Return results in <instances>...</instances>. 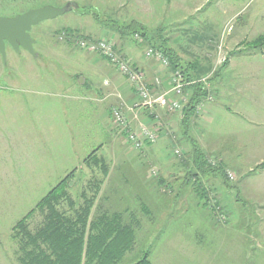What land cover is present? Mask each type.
Listing matches in <instances>:
<instances>
[{
    "label": "rangeland",
    "instance_id": "374dc122",
    "mask_svg": "<svg viewBox=\"0 0 264 264\" xmlns=\"http://www.w3.org/2000/svg\"><path fill=\"white\" fill-rule=\"evenodd\" d=\"M67 6L64 15L32 28L35 55L11 47L6 63L0 55V264H24L19 224L29 216L27 231L36 234L48 214L40 204L73 172L56 209L75 221L92 199L89 224L120 214L136 233L122 264L146 252L151 264H264V0H0V18ZM133 24L144 27L150 42L141 46L140 34L121 33ZM65 29L94 42L113 40L119 54L144 65L152 42L210 63L216 73L200 76L209 78L204 90L215 101L198 107L195 134L204 136L209 164L222 166L228 179L200 175L210 202L197 185H183L195 158L180 132L173 139L182 155L168 138L142 152L126 143L112 111L120 108L114 94L136 102L132 85L99 54L59 35ZM230 63L235 68L226 70ZM182 110L157 109L167 119H179ZM144 115L139 120L147 123ZM160 174L170 189L155 187Z\"/></svg>",
    "mask_w": 264,
    "mask_h": 264
},
{
    "label": "trees",
    "instance_id": "16d2710c",
    "mask_svg": "<svg viewBox=\"0 0 264 264\" xmlns=\"http://www.w3.org/2000/svg\"><path fill=\"white\" fill-rule=\"evenodd\" d=\"M130 27H125L126 30L128 29L127 32L121 30V33L140 34L144 40L143 45L151 39L148 38L144 27L136 24ZM62 33L66 35L69 42L73 43L75 41L71 37L72 35L76 37V34H72L71 30L65 29L59 32V35ZM80 37L84 40L91 39L90 37ZM157 45L158 43L152 42V48L161 51L170 60L173 70H180L184 75L185 81L196 82V84L186 88V91L190 92V98L182 110L184 114L182 126L187 135L191 121L198 113V107L208 98V92L204 90V84L198 82L202 79L201 74L189 72L188 69L181 65V61L174 51L167 49L166 46L160 47V45ZM218 77L219 74L214 76V78ZM189 140L193 148L191 155L195 158L193 168L197 171L200 170V174L194 173L193 170V173L188 176L189 178H185L183 185H197L200 191L199 194L205 196L210 202L211 196H209L208 190L201 185L200 175L213 173L222 177L225 182L228 181L227 176L224 174L222 166L213 167L209 164V157L201 150L195 140L190 137ZM96 153L97 151L93 155H96ZM185 158L186 160L189 159V157ZM100 163H102L100 165L101 168L106 170L103 162L95 161L96 165ZM261 168L264 169V163ZM74 175L75 172L66 177L40 204L39 207L46 209L48 214L46 224L36 234L33 235L27 231L26 222L29 216L19 224V234L22 233L26 240L25 246L22 248L25 254L24 264H122L126 255L133 250L136 244V233L131 227L124 225L120 214L101 216L95 222L89 224L93 207L92 199L87 201V205L75 221L58 212L56 206L63 198H67L66 188ZM155 181V187L157 188H171L165 181L161 180V177L155 179ZM180 192L178 191V194L182 197ZM19 234L16 235L17 238ZM30 246L34 249L29 250ZM149 258L150 252H146L135 264H151Z\"/></svg>",
    "mask_w": 264,
    "mask_h": 264
},
{
    "label": "built area",
    "instance_id": "2783aa9c",
    "mask_svg": "<svg viewBox=\"0 0 264 264\" xmlns=\"http://www.w3.org/2000/svg\"><path fill=\"white\" fill-rule=\"evenodd\" d=\"M78 45L85 51L92 54H99L107 63L113 67L118 73L123 75L129 83L137 97L136 102L132 107L126 108L134 113L149 111L154 113L157 109L166 110V112L174 113L181 110L190 98V92L186 88L196 84V82L185 81L184 75L180 70H173L170 60L159 50L148 48L145 51V58L153 60L160 64L165 70L169 72V89L167 91H154L151 89L146 74L134 67L133 62L126 59L119 54L116 43L113 40L102 39L94 42L92 39L84 40L81 38H74ZM136 41L143 45L144 40L141 36H135ZM209 78H202L199 83L207 85ZM107 84V83H106ZM155 85L160 88L162 82L160 79L155 80ZM215 98L209 97V101ZM115 128L125 136L126 143L134 150L142 152L146 146L157 143L160 135L159 130L152 129L149 124H140L137 131L131 129L130 123L127 120L125 113L121 108L112 111ZM175 155H180L178 150L174 151ZM156 175V174H155ZM231 180L234 179L232 173L228 174Z\"/></svg>",
    "mask_w": 264,
    "mask_h": 264
},
{
    "label": "crops",
    "instance_id": "0c3cea01",
    "mask_svg": "<svg viewBox=\"0 0 264 264\" xmlns=\"http://www.w3.org/2000/svg\"><path fill=\"white\" fill-rule=\"evenodd\" d=\"M227 42V41H226ZM208 46H207V48L208 49H210V50H213V48L211 47V44L209 43V44H207ZM141 46H143V45H141ZM166 48L167 49H170V50H172V51H174L173 49H171L170 47H168V46H166ZM229 50V49H228ZM230 51V50H229ZM175 52V54L177 55V57L180 59V63H181V65L184 67V68H186V69H188V71L189 72H191V73H194V74H203V75H205V74H215L216 72H214V73H212L213 72V67H210L211 65H210V63H207V64H205V63H198L196 60H194L195 59V56L192 54V53H186L185 55L186 56H188V58H190V60H187V59H185L184 57H181L178 53H176V51H174ZM232 52V51H231ZM236 52V51H235ZM237 52H239V51H237ZM145 55V54H144ZM217 57H218V55H217ZM206 58L207 57H205V59H204V61H206ZM147 60V59H146ZM148 64H150V66L148 65V64H140L139 63V61L136 59V57H133V65H134V67H136V68H138V69H140V70H142L145 74H146V78H147V80H148V82H149V84L151 85V89L152 90H154V91H164V90H168L169 89V72L167 71V70H165L160 64H157L155 61H153V60H148ZM233 64L232 63H230V65H228L229 66V68H227V65H226V67H224L226 70H228V69H230V68H235V67H233L232 66ZM109 66V65H108ZM154 68V69H152V68ZM207 67V68H206ZM226 70H224V71H226ZM164 75V77H166V79H167V81L164 83L163 82V80H162V76ZM166 75V76H165ZM221 76V73L219 74V77ZM218 77V78H219ZM156 79H160L161 80V82H162V85H161V87L160 88H158L156 85H155V80ZM107 83V84H106ZM105 84L107 85V86H110L111 88H114L115 87V89H117V88H120L121 86H119V85H115V83L116 84H118L117 82H110V83H108V82H106ZM130 89H132L133 90V88H131L130 87ZM134 91V90H133ZM121 92L125 95V94H127V89H125L124 88V86H122V88H121ZM135 94V93H134ZM115 96H116V98L118 99V101H117V106H119L122 110H123V112L125 113V116H126V114H130L132 117V120L130 121L129 120V123H130V126H131V129L133 130V131H135V130H137L138 128H139V125L140 124H142V123H145V122H142L141 120H139V118L140 117H142L141 115L142 114H144V112H145V115H144V117H146L147 118V123L146 124H149L150 125V127L152 128V129H154V127H155V129H157V130H159V135H160V137H159V139H158V141L160 142V140L162 141V140H164V139H166V138H168L169 140H170V142H171V144H173V147H174V150H179L180 151V155H182V150H180V148H179V145H178V142H174V137L176 138V134H178V132H180L181 133V139L184 141V142H187L188 144H190V146H191V149H190V152L189 153H191V151H192V144H191V142H190V140H189V137L190 138H192L193 140H195L198 144H199V146H200V148H201V150L204 152V150H203V143L204 142H201L200 140H201V138H203L204 136L202 135V134H200V136H203V137H201V138H199V137H197V135L195 134L196 133V130L199 128V124H198V122H197V120L196 119H193L192 121H191V124H190V129H189V131L187 132V135L185 134V130H183V126H182V129H181V125H182V120L184 119V114H183V111L181 112V115L179 116L180 118L179 119H177V118H173V119H167V118H164L163 116H161L160 114V111H156V112H154V113H150L149 111H143V112H138V113H134V112H131V111H128V109L126 108V106H128V107H132L133 106V104L135 103V100H133V102H132V100L129 102V104L122 98V96H121V94H114ZM213 101H215V100H213ZM113 107H111L110 108V110L112 111L115 107H117L116 106V103L114 104V105H112ZM203 112V111H202ZM165 114V113H164ZM174 114H176V112H174ZM150 115V116H149ZM152 116V117H151ZM113 118V117H112ZM127 118V117H126ZM196 118V117H195ZM128 119V118H127ZM132 122H135V128H133V123ZM209 122H210V120L209 119H207V121H206V124H205V126L204 127H207V125H209ZM132 123V124H131ZM157 127V128H156ZM208 135H210V134H208ZM158 141H157V143L156 144H158ZM180 143V142H179ZM208 143V144H207ZM206 143V145H208V151L210 152V153H215V150H213L212 149V147H211V144H210V142H207ZM155 145V144H154ZM154 145H150L151 147L152 146H154ZM224 145H226V146H229V147H231V146H236L237 145V143H233V142H225L224 143ZM146 149V148H145ZM144 149V150H145ZM206 155H207V153L206 152H204ZM208 155H209V153H208ZM210 156H213V154H210ZM184 157V159L186 160V158H185V156H183ZM154 164V163H153ZM155 166V165H154ZM160 177H161V180H163V181H165L164 180V178L161 176V174H160ZM161 188L162 187H160L159 189L161 190Z\"/></svg>",
    "mask_w": 264,
    "mask_h": 264
},
{
    "label": "water",
    "instance_id": "95a60500",
    "mask_svg": "<svg viewBox=\"0 0 264 264\" xmlns=\"http://www.w3.org/2000/svg\"><path fill=\"white\" fill-rule=\"evenodd\" d=\"M69 11V6L64 9L45 7L38 10L29 11L13 19L0 18V55L6 63L7 47L14 51H27L33 55L34 40L30 36L33 27L53 20Z\"/></svg>",
    "mask_w": 264,
    "mask_h": 264
},
{
    "label": "flooded vegetation",
    "instance_id": "af4514ba",
    "mask_svg": "<svg viewBox=\"0 0 264 264\" xmlns=\"http://www.w3.org/2000/svg\"><path fill=\"white\" fill-rule=\"evenodd\" d=\"M9 47V46H8Z\"/></svg>",
    "mask_w": 264,
    "mask_h": 264
}]
</instances>
